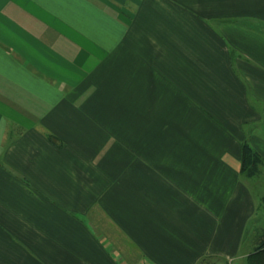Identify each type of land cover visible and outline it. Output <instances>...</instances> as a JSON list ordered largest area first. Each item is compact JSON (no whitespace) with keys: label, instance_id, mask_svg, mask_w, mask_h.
<instances>
[{"label":"crops","instance_id":"crops-1","mask_svg":"<svg viewBox=\"0 0 264 264\" xmlns=\"http://www.w3.org/2000/svg\"><path fill=\"white\" fill-rule=\"evenodd\" d=\"M263 108L264 0H0V264H245Z\"/></svg>","mask_w":264,"mask_h":264},{"label":"trees","instance_id":"trees-1","mask_svg":"<svg viewBox=\"0 0 264 264\" xmlns=\"http://www.w3.org/2000/svg\"><path fill=\"white\" fill-rule=\"evenodd\" d=\"M46 137L51 143L58 144L56 138L52 134L46 133ZM263 175L264 158L251 146L247 139H244L241 143L239 176L241 178L256 181ZM261 207L264 213V195L261 197ZM257 226L258 225L253 227V246L245 257V264H264V228Z\"/></svg>","mask_w":264,"mask_h":264},{"label":"rangeland","instance_id":"rangeland-1","mask_svg":"<svg viewBox=\"0 0 264 264\" xmlns=\"http://www.w3.org/2000/svg\"><path fill=\"white\" fill-rule=\"evenodd\" d=\"M261 135L264 137V123L263 126H261ZM243 180H245L249 185L256 204L255 214L248 222L247 230L243 237L242 250L248 252L252 249L253 246V227L258 225L257 227L264 228V213L261 207V197L262 195H264V175L256 181L245 178H243Z\"/></svg>","mask_w":264,"mask_h":264}]
</instances>
